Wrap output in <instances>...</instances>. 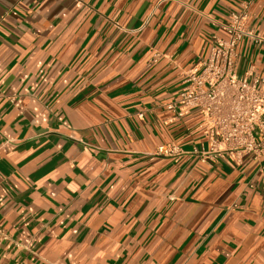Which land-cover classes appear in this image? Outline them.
I'll use <instances>...</instances> for the list:
<instances>
[{
  "label": "crops",
  "instance_id": "0c3cea01",
  "mask_svg": "<svg viewBox=\"0 0 264 264\" xmlns=\"http://www.w3.org/2000/svg\"><path fill=\"white\" fill-rule=\"evenodd\" d=\"M243 1L264 36V0H0V264H264V156L150 155L207 144L162 103Z\"/></svg>",
  "mask_w": 264,
  "mask_h": 264
},
{
  "label": "built area",
  "instance_id": "2783aa9c",
  "mask_svg": "<svg viewBox=\"0 0 264 264\" xmlns=\"http://www.w3.org/2000/svg\"><path fill=\"white\" fill-rule=\"evenodd\" d=\"M249 1L223 24L227 38L213 35L207 59L183 72L184 80L176 100L162 103L178 117L197 109L202 116L199 127L207 144L186 150L177 143L159 145L150 155L169 157L178 162L190 156L212 167L221 159L243 164L244 157L260 161L264 156V70L253 68L237 73V46L243 37L264 42V36L248 29ZM159 54H154V60ZM264 169V166H261Z\"/></svg>",
  "mask_w": 264,
  "mask_h": 264
}]
</instances>
